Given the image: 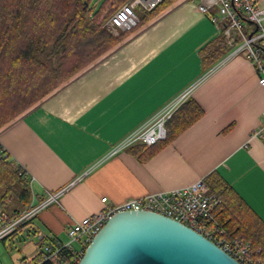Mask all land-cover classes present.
Returning <instances> with one entry per match:
<instances>
[{
  "label": "crops",
  "instance_id": "obj_1",
  "mask_svg": "<svg viewBox=\"0 0 264 264\" xmlns=\"http://www.w3.org/2000/svg\"><path fill=\"white\" fill-rule=\"evenodd\" d=\"M197 3L175 0L146 17L0 130V146L32 178L36 192L80 178L28 224L38 241L68 242L66 228L75 220L130 197L199 177L207 181L213 172L264 222V131L252 137L262 124L264 90L243 54L225 55L203 69L200 49L219 34ZM258 5L264 9V0ZM184 91L202 109L200 118L166 144L150 146L155 151L148 158L128 147L107 156Z\"/></svg>",
  "mask_w": 264,
  "mask_h": 264
},
{
  "label": "trees",
  "instance_id": "obj_2",
  "mask_svg": "<svg viewBox=\"0 0 264 264\" xmlns=\"http://www.w3.org/2000/svg\"><path fill=\"white\" fill-rule=\"evenodd\" d=\"M126 1L0 0V130L114 47L125 32L113 36L102 27V17L108 6L116 3L117 7ZM174 1L163 0L155 9L142 13L140 22ZM116 7H110L109 14ZM227 51L223 36L218 35L200 49L203 69L208 70ZM202 114L199 105L187 99L167 123L166 139L157 144H166ZM150 146L136 143L128 148L143 159L144 154L145 158L154 154ZM206 183L209 192L219 199L215 218L231 237L259 248L256 256L264 264V222L217 173L210 174ZM44 198L45 193L36 192L32 178L0 146V216L13 217L32 201ZM37 243L40 247L41 240ZM70 256L71 252L64 250L56 262ZM34 259L39 261L40 254Z\"/></svg>",
  "mask_w": 264,
  "mask_h": 264
},
{
  "label": "built area",
  "instance_id": "obj_3",
  "mask_svg": "<svg viewBox=\"0 0 264 264\" xmlns=\"http://www.w3.org/2000/svg\"><path fill=\"white\" fill-rule=\"evenodd\" d=\"M163 0H127L106 19L105 27L113 36L134 29L140 22L139 13L155 9ZM197 10L209 14L210 20L223 36L227 45V55L243 54L254 66L257 84L264 90V9L258 0H198ZM189 91H184L167 104L159 108L138 128L120 140L108 152H116L136 143L155 145L166 139L167 123L176 110L187 99ZM264 131V111L259 129L252 131V137L262 136ZM80 178L72 181L73 185ZM69 185V186H70ZM69 186L58 190H44L45 198L32 201L30 206L13 217L0 216V240L30 223L40 211L54 203ZM106 197L101 199L102 202ZM219 199L210 193L204 177H199L190 184L150 192L142 197H130L123 202L112 204L80 220H75L66 228L69 241L56 243L42 241L39 249L40 259L35 264L55 261L53 264H78L86 247L94 236L113 215L123 211H149L171 218L198 232L240 264H262L256 256L260 249H254L251 243L239 237H231L226 228L215 218L214 210ZM79 247H72L73 241ZM71 252L64 262H56L59 253Z\"/></svg>",
  "mask_w": 264,
  "mask_h": 264
},
{
  "label": "water",
  "instance_id": "obj_4",
  "mask_svg": "<svg viewBox=\"0 0 264 264\" xmlns=\"http://www.w3.org/2000/svg\"><path fill=\"white\" fill-rule=\"evenodd\" d=\"M78 264H240L210 240L149 211L113 215Z\"/></svg>",
  "mask_w": 264,
  "mask_h": 264
},
{
  "label": "rangeland",
  "instance_id": "obj_5",
  "mask_svg": "<svg viewBox=\"0 0 264 264\" xmlns=\"http://www.w3.org/2000/svg\"><path fill=\"white\" fill-rule=\"evenodd\" d=\"M99 1L100 0H97V2ZM115 5L119 4L114 3L113 5L106 8V13L102 17V27L104 29H106V19L113 14H109L110 7H116ZM118 7L119 6H117L116 9ZM139 15L141 16L142 13H139ZM9 207H12L11 203L9 204ZM37 242L38 239L36 237V234L31 230V228L28 227V225L21 226L20 229L0 240V264H23L21 262V259L24 258L26 260H29V264H32L31 260L36 253V249L37 251H39ZM72 247L74 249H77L79 247V242L77 240L73 241Z\"/></svg>",
  "mask_w": 264,
  "mask_h": 264
}]
</instances>
